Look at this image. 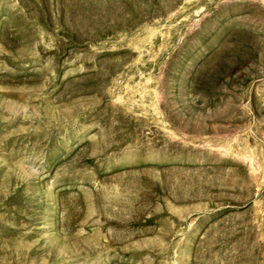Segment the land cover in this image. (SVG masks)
<instances>
[{"label": "rangeland", "instance_id": "rangeland-1", "mask_svg": "<svg viewBox=\"0 0 264 264\" xmlns=\"http://www.w3.org/2000/svg\"><path fill=\"white\" fill-rule=\"evenodd\" d=\"M0 264H264V0H0Z\"/></svg>", "mask_w": 264, "mask_h": 264}]
</instances>
